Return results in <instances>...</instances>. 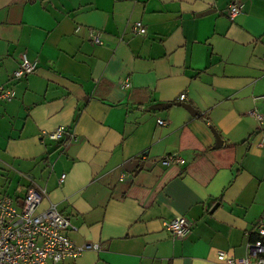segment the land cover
<instances>
[{"label":"crops","instance_id":"obj_1","mask_svg":"<svg viewBox=\"0 0 264 264\" xmlns=\"http://www.w3.org/2000/svg\"><path fill=\"white\" fill-rule=\"evenodd\" d=\"M243 1L231 19V0H0V85L16 92L0 98V196L46 189L38 211L55 203L75 242L101 244L62 264L246 255L264 220V0ZM24 55L38 68L13 80ZM177 216L184 239L164 227Z\"/></svg>","mask_w":264,"mask_h":264},{"label":"built area","instance_id":"obj_2","mask_svg":"<svg viewBox=\"0 0 264 264\" xmlns=\"http://www.w3.org/2000/svg\"><path fill=\"white\" fill-rule=\"evenodd\" d=\"M243 9V0H231L229 4L231 19L243 13ZM135 31L140 35L146 34V28L141 22L135 24ZM92 40L96 44H102L97 33H92ZM37 68V61L30 60L24 55L12 77L22 79L33 74ZM14 97L13 89L0 86V98L12 100ZM185 98L186 95L181 94V101ZM252 113L262 120L257 110ZM159 124H164V121L159 120ZM65 133L66 128L59 127L51 132H43L41 138L59 140ZM183 161L171 154L163 163L170 165ZM64 177L63 175L61 181ZM46 196V189L37 186L28 188L19 206L11 196H0V264H62L67 259L79 257L86 250L101 248L100 243L75 242L68 232L76 230L77 227L55 203L51 202L47 209L38 211ZM192 226V222L185 216H177L164 223L165 229L178 239L188 237L192 232ZM218 259L223 264H264V220L257 224L256 237L248 243L245 256L237 257L225 251H218Z\"/></svg>","mask_w":264,"mask_h":264},{"label":"water","instance_id":"obj_3","mask_svg":"<svg viewBox=\"0 0 264 264\" xmlns=\"http://www.w3.org/2000/svg\"><path fill=\"white\" fill-rule=\"evenodd\" d=\"M180 104L185 109H187L192 115H196L197 114V111L195 110V108L192 105H190L188 103H181V102H180ZM163 107H166V105H164ZM211 129H212L213 133L215 134L216 140H217L215 148H219L222 145V138H221V136L219 135V133L215 129H213V128H211Z\"/></svg>","mask_w":264,"mask_h":264},{"label":"trees","instance_id":"obj_4","mask_svg":"<svg viewBox=\"0 0 264 264\" xmlns=\"http://www.w3.org/2000/svg\"><path fill=\"white\" fill-rule=\"evenodd\" d=\"M37 1H39V0H27V2L28 3H30V4H34V3H36ZM25 78V77H24ZM12 79L13 80H17V79H15V78H13L12 77ZM18 80H20V79H18ZM0 86H4V87H7V86H5V85H0ZM11 89H13V87H10ZM14 90V89H13ZM15 91V90H14ZM15 94H16V92H15ZM84 253V252H83Z\"/></svg>","mask_w":264,"mask_h":264},{"label":"rangeland","instance_id":"obj_5","mask_svg":"<svg viewBox=\"0 0 264 264\" xmlns=\"http://www.w3.org/2000/svg\"><path fill=\"white\" fill-rule=\"evenodd\" d=\"M0 181H4V177L3 176H0Z\"/></svg>","mask_w":264,"mask_h":264}]
</instances>
